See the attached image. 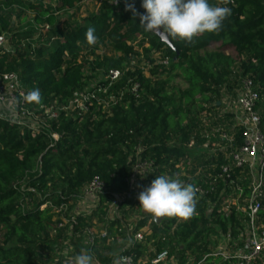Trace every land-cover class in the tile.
Wrapping results in <instances>:
<instances>
[{"label": "trees", "instance_id": "16d2710c", "mask_svg": "<svg viewBox=\"0 0 264 264\" xmlns=\"http://www.w3.org/2000/svg\"><path fill=\"white\" fill-rule=\"evenodd\" d=\"M129 2L143 13L141 0ZM209 3L230 9L222 27L191 41L169 36L173 50L153 32L141 29L138 17L125 11L124 4L112 0H55L53 4L0 0V36H7L5 47H0V75H17L27 89L30 110L54 101L65 103L87 87L91 74L110 70L120 74L110 88L117 97L110 113L91 112L78 118L60 114L61 138L53 148H48L45 133L34 134L0 116V264H65L62 257L46 262L37 250L47 246L53 229L62 217H69L82 188L94 177L105 182L106 192L89 215L76 217L73 233L82 234L96 221L109 235L128 243L127 231H119L120 220L107 222V211L115 196L129 190L135 149L143 147L142 156L157 167L140 192L159 175L181 181L180 170L161 166L185 159L182 145L194 133L191 125L202 105L217 108L223 91L234 96L244 78L252 81L258 94L264 131V0ZM23 23L49 30H21L18 26ZM89 27L96 36L91 45L85 39ZM51 37L54 41L49 43ZM96 50L102 53L97 55ZM134 85L137 94L130 91ZM36 90L39 102L30 97ZM236 141L240 142L238 135ZM170 142L179 145L169 147ZM191 159L192 167L204 164L197 156ZM209 199L216 202L215 195ZM219 203L209 214L206 200L201 199L191 217H165L159 225L146 212L133 232L149 223L151 235L146 243L132 242L124 250L117 242L108 246L98 238L93 254L100 264H112L119 252L139 261L156 257L168 247L169 255L180 250L198 260L214 248L217 227L224 233L229 229L230 237H236L234 226L239 222L234 214L228 219L218 214ZM61 205H67L68 212L60 214ZM138 206L136 198L124 200L119 209L122 216L142 215ZM258 224L264 227V211Z\"/></svg>", "mask_w": 264, "mask_h": 264}, {"label": "built area", "instance_id": "2783aa9c", "mask_svg": "<svg viewBox=\"0 0 264 264\" xmlns=\"http://www.w3.org/2000/svg\"><path fill=\"white\" fill-rule=\"evenodd\" d=\"M112 1L114 4L125 5V0ZM31 26L35 31L49 30L48 26L35 24ZM6 39L5 34L0 36V47H5ZM48 41L52 43L54 37L49 38ZM103 75L105 79L100 83L104 84L99 83L76 91L63 104L54 101L47 107L41 106L35 110H30L26 106L27 89L21 84L17 75H0V116L5 114V111L13 113L12 118L1 117L34 134L45 133L50 141L48 148H53L61 138L57 131L60 114L78 118L95 112L96 116L98 114L101 116L109 114L116 105L117 97L110 88L119 79L120 74L118 71L110 70ZM130 91L132 94H137V85H134ZM257 102L258 94L253 88L252 81L244 78L240 81L238 90H234V96L223 91L220 101L215 104L217 108L212 109L214 105H202L197 120L191 125L194 133L191 134L188 142L182 145L186 154L185 159L174 165L168 162L161 166L166 168L172 165L173 169L180 170L183 175L179 177H184L181 181L195 186V201L205 199L209 214L218 202H220L218 214L227 219L234 214L239 222V225L234 226L236 237H230L229 229L224 233L217 227L212 236L214 248L198 260L188 257V254L180 250L169 255L170 249L167 247L158 256L139 261L134 260L131 255L119 252L114 256L112 264H264V227L258 224L260 214L264 211V131ZM236 135L240 137L239 143L236 141ZM168 144L169 147L179 145L176 142ZM142 154L143 147H137L132 154L129 190L115 196L107 211V222L120 220L119 231H127L126 237L129 242L118 235H109L104 228L98 233L91 232V228L97 225L94 221L93 226L84 231L87 234L86 252L91 256L92 264H100L93 254V246L98 238L104 239L108 246L116 242L124 243V247H120L127 250L130 248L129 243H146L147 237L151 235L149 223L133 233L140 217L131 216L135 219L134 224L126 225L124 220L126 216H122L119 209V205L124 200L132 202L136 200L140 188L145 186L157 169L154 161ZM194 156L199 157L200 162L204 161V164L192 167L191 158ZM187 169L194 170V173L186 174ZM105 192V182L94 177L80 192L82 201L88 204V207L70 211L69 217H62L52 234H56L66 224L72 229L76 217L89 215ZM211 195L216 196V202H210ZM58 212L65 214L68 212V206L61 205ZM113 212L117 215L112 216ZM1 242L0 236V244ZM147 247L150 253L154 252L152 242H148Z\"/></svg>", "mask_w": 264, "mask_h": 264}, {"label": "clouds", "instance_id": "9594fccd", "mask_svg": "<svg viewBox=\"0 0 264 264\" xmlns=\"http://www.w3.org/2000/svg\"><path fill=\"white\" fill-rule=\"evenodd\" d=\"M140 7L143 13L136 10L133 2L125 0V11L138 17L141 29L185 41L205 32L218 31L230 15L228 7L214 6L209 0H141ZM94 32L92 27L85 32L89 45L96 41ZM30 97L39 102V91H33ZM195 193L193 184L159 175L138 194V207L155 218L187 219L195 210ZM73 259L74 264H91V256L87 253L78 254Z\"/></svg>", "mask_w": 264, "mask_h": 264}, {"label": "rangeland", "instance_id": "374dc122", "mask_svg": "<svg viewBox=\"0 0 264 264\" xmlns=\"http://www.w3.org/2000/svg\"><path fill=\"white\" fill-rule=\"evenodd\" d=\"M31 1H34V0H31ZM46 1L50 2L51 4L55 2V0H46ZM14 27H16V25H14ZM18 27L19 29L23 30V29H29L32 26L29 24L23 23ZM101 53L102 52L100 50L95 51V54L97 55H100ZM91 75L92 77L89 80V83L87 85L88 87L98 85L100 81L105 79L104 75L101 73H96V74H91ZM8 113L9 115L1 114V116H4L6 118H12L13 113H10V112ZM82 200L83 198L80 194V196L76 199L71 212H74L77 209L80 210L81 208L85 209L88 207V204L84 203ZM116 215H117L116 212L112 213V216H116ZM144 215H146V212L142 210V215H140L139 213H136V215L133 217L137 218V217L144 216ZM133 217L126 216L125 219L123 218L125 220V224L126 225L128 223L134 224L135 219H132ZM102 229H103V224H97L93 226L90 231L98 233ZM86 242H87L86 232L75 235L71 227L66 224L61 229H59V231L56 234H53L47 246L38 249L37 252H39L42 259L45 260L46 262L54 261L56 260L57 257H62V260L65 263L67 262L74 263L73 258L76 255L81 254V253H87L86 252L87 251ZM120 246L124 247V243H121ZM114 253H116V251ZM91 264H92V259H91Z\"/></svg>", "mask_w": 264, "mask_h": 264}, {"label": "water", "instance_id": "95a60500", "mask_svg": "<svg viewBox=\"0 0 264 264\" xmlns=\"http://www.w3.org/2000/svg\"><path fill=\"white\" fill-rule=\"evenodd\" d=\"M156 35L158 36V38H159L163 43H165L167 46H169L170 48H172V49L174 50V47H173V45H172L171 42H170L169 36H166V35H163V34H158V33H156ZM163 218H164V217H163ZM163 218H155V217H153V221H154V223H155L156 225H159V224L162 222Z\"/></svg>", "mask_w": 264, "mask_h": 264}, {"label": "crops", "instance_id": "0c3cea01", "mask_svg": "<svg viewBox=\"0 0 264 264\" xmlns=\"http://www.w3.org/2000/svg\"><path fill=\"white\" fill-rule=\"evenodd\" d=\"M5 114L9 115V113H7L6 111H5Z\"/></svg>", "mask_w": 264, "mask_h": 264}]
</instances>
